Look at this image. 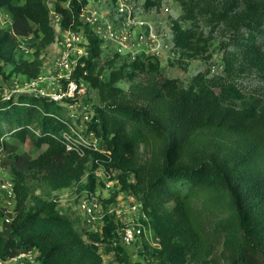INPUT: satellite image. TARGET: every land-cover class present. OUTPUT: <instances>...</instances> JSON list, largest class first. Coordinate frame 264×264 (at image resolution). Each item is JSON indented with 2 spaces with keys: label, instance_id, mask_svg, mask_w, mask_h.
<instances>
[{
  "label": "trees",
  "instance_id": "obj_1",
  "mask_svg": "<svg viewBox=\"0 0 264 264\" xmlns=\"http://www.w3.org/2000/svg\"><path fill=\"white\" fill-rule=\"evenodd\" d=\"M53 2L61 26L76 29L81 3L70 0L66 7V0ZM180 5V20L191 26L182 28L173 21L177 47L198 46L193 29L199 21L221 24L243 32L245 55L254 68L264 70V46L259 43L264 42V0H180ZM0 8L12 16L10 29L0 26V68L11 65L4 80L14 72L36 76L39 50L54 38L50 8L45 0H0ZM30 34L39 49L32 60L17 61V39ZM86 36L89 54L76 78L97 92L100 104L92 106L89 128L110 158L96 152L80 157L54 137L65 127L58 104L24 95L0 101V147L6 149L10 136L20 142L29 136L34 147L45 146L35 158L7 154L15 207L7 230L0 232V258L34 248L37 264H103V247L118 264H264V102L246 97L226 80L236 62L226 61L225 76L206 79L198 73L186 86L163 76L137 82V71L158 69L156 59H130L105 49L109 56L100 63L101 41L90 32ZM126 58L130 70L116 64ZM102 69L109 70L106 79ZM125 78L131 81L126 92L117 86ZM140 148L145 157L137 161ZM95 158L118 172L119 190L142 202L159 240L151 248L141 237L151 259L146 263L130 261L113 217L105 216L99 230L78 231L57 209V198L36 195L28 184L32 175H40L54 191H95Z\"/></svg>",
  "mask_w": 264,
  "mask_h": 264
},
{
  "label": "built area",
  "instance_id": "obj_2",
  "mask_svg": "<svg viewBox=\"0 0 264 264\" xmlns=\"http://www.w3.org/2000/svg\"><path fill=\"white\" fill-rule=\"evenodd\" d=\"M69 1L66 0L64 6L69 7ZM77 1L81 3V7L76 29L63 28L60 24L61 15L53 8L50 9L54 38L52 45L46 48L47 56L42 52L39 55L41 63L38 74L29 76L22 72L21 75L18 72L12 73L8 83L1 84L0 101H15L24 95L44 98L58 104L62 109L61 121L65 127L54 137L58 138L67 150L80 157L91 156L96 152L107 155L109 159L110 152L100 137L89 128V122L94 115L93 107L86 100L89 83L82 78H76L77 70L84 67V60L89 54L86 29L96 36L110 53L130 59L140 56L159 59L170 49L171 30L162 26L163 21L153 18L144 3L141 7L136 0H84V3L83 0ZM161 11H168V7L164 6ZM9 26L3 28L10 29L11 24ZM23 52L25 54V50ZM3 150V147H0V195L4 197L5 203L0 201V220L8 225L13 217L15 191L13 181L6 175ZM105 162L101 158H95L91 173L99 186L113 192L118 191L115 199L108 205L105 204L104 208L98 191L82 190L76 195L78 207L83 215V223L89 227L97 224L99 228L96 230L104 225L105 216L113 217L118 223L116 231L120 243L128 246L149 234L150 225L142 209V202L119 190L121 184L116 177L118 173L107 167ZM153 240L155 245L159 244L157 237ZM37 254L34 248L19 250L4 259L0 258V264H20L23 260L37 264Z\"/></svg>",
  "mask_w": 264,
  "mask_h": 264
},
{
  "label": "rangeland",
  "instance_id": "obj_3",
  "mask_svg": "<svg viewBox=\"0 0 264 264\" xmlns=\"http://www.w3.org/2000/svg\"><path fill=\"white\" fill-rule=\"evenodd\" d=\"M54 0H45V4L48 8L52 9L51 2ZM139 6L143 7L142 3H149V9L153 18H158L163 21L162 26L169 27L171 30L170 36V49L165 51L164 54L156 59L158 64V69L156 71L149 72H139L137 71V76L135 81H146L150 76L157 77L163 76L169 79H177L183 85H188L191 83L193 77L198 73H201L204 78L210 79L216 75L225 76L224 67L226 61L232 59L236 62L232 74L226 76L228 82L233 83L237 86L246 97L254 96L264 102V70L254 68L250 64V60L245 55V50L242 45V31H234L232 28L226 27L224 25L211 26L205 21H199L195 28V41L198 46H193V49H184L182 47H177L174 42V32L172 29L173 21L178 20L182 28H189L191 25L187 21L180 20L182 14L180 0H136ZM14 3H21L22 0H13ZM167 6L168 11H161L163 7ZM152 7V8H150ZM153 7H156L154 10ZM145 8V7H144ZM146 9V8H145ZM12 16L6 9L0 8V26L10 27ZM165 23V24H164ZM89 33V30L86 29ZM18 50L16 53V60L21 61L20 58L32 60L34 53L39 49L37 45V39L34 35L31 36H19L17 39ZM53 42V41H52ZM51 42V43H52ZM50 43V44H51ZM261 45L264 46V42L261 40ZM47 45L43 50H39V55L42 53L47 56ZM52 45V44H51ZM102 55L99 58V62L108 57V53L105 52V47H103ZM264 49V47H262ZM25 50V54L23 52ZM108 50V49H106ZM109 51V50H108ZM19 58V59H17ZM129 60L119 59L117 65H127ZM128 70L130 68L126 66ZM11 69V65L7 63H2L0 68V84L6 85L8 83L9 77L4 80V74H7ZM264 69V67H263ZM108 69H102L101 75L104 79L107 78ZM20 75L21 72H18ZM11 76V75H10ZM151 78V77H150ZM131 81L127 78L117 82V86L123 91H128ZM1 87V85H0ZM91 107L93 105L100 104L98 101L97 92L94 89H89V93L86 99ZM55 105V104H54ZM64 112V111H63ZM63 114V113H62ZM4 117V114L0 113V120ZM35 135H39L38 129H34ZM38 137V136H37ZM8 145L6 149L3 150V161L5 165V171L7 177H10L8 173V159L7 154L9 152L18 153L22 157L35 158L39 153H41L45 146L42 145L38 148L34 147L28 136L26 141L20 142L17 136H10L6 138ZM145 155L143 150L140 148L137 156V161H142ZM118 173V172H117ZM85 175H83V181L85 180ZM118 178V177H117ZM29 186L32 188L34 194L41 195L46 198H57L56 207L57 209L69 216L73 221L74 227L78 231L86 232L87 230L94 231L99 226L95 224L94 226H86L82 221V212L78 207V193L74 191L71 187H66L60 190H51L50 187L41 180L40 175H32L28 180ZM95 191H98L99 197L103 202L104 208L111 201L109 197L113 193L112 190H106L101 186L97 185ZM81 194V193H80ZM130 195V194H129ZM135 198V197H134ZM1 203H5L4 197L0 195ZM106 204V205H105ZM98 226V227H97ZM149 234L145 236V239L150 245V247H158L155 245L153 238L155 237L152 227L149 226ZM7 230V225L3 224L0 220V232L5 233ZM143 239H137L133 244L125 247L128 257L131 262H142L146 263L151 260L144 250ZM154 243V244H153ZM149 247V250L151 249ZM100 252L103 259V264H118L113 253L105 254L103 252V247L100 248ZM190 264V263H189Z\"/></svg>",
  "mask_w": 264,
  "mask_h": 264
},
{
  "label": "crops",
  "instance_id": "obj_4",
  "mask_svg": "<svg viewBox=\"0 0 264 264\" xmlns=\"http://www.w3.org/2000/svg\"><path fill=\"white\" fill-rule=\"evenodd\" d=\"M51 5H52V2H51ZM3 223V222H2ZM4 224V223H3ZM6 225V224H5ZM20 264H31L29 261H27V260H23L22 261V263H20Z\"/></svg>",
  "mask_w": 264,
  "mask_h": 264
}]
</instances>
